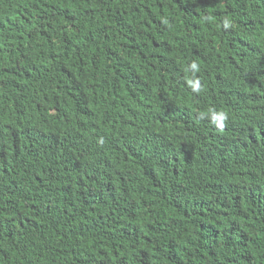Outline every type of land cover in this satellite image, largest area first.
I'll list each match as a JSON object with an SVG mask.
<instances>
[{
  "label": "trees",
  "instance_id": "16d2710c",
  "mask_svg": "<svg viewBox=\"0 0 264 264\" xmlns=\"http://www.w3.org/2000/svg\"><path fill=\"white\" fill-rule=\"evenodd\" d=\"M0 264H264V0H0Z\"/></svg>",
  "mask_w": 264,
  "mask_h": 264
},
{
  "label": "clouds",
  "instance_id": "9594fccd",
  "mask_svg": "<svg viewBox=\"0 0 264 264\" xmlns=\"http://www.w3.org/2000/svg\"><path fill=\"white\" fill-rule=\"evenodd\" d=\"M21 11L24 12L25 14H30L32 9L29 6H26L24 8H21ZM224 27L228 28L230 27V22L229 20L225 19L224 21ZM192 69H197V64L194 62L191 64ZM188 83L192 87L193 91H199L200 90V82L197 80L195 82L189 80ZM227 114L225 112H217L213 110L211 112V120L212 123L215 124L218 128H222L224 126V121L227 120Z\"/></svg>",
  "mask_w": 264,
  "mask_h": 264
}]
</instances>
